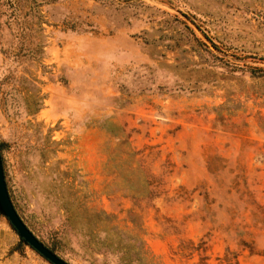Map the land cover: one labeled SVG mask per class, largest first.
Listing matches in <instances>:
<instances>
[{
	"label": "rangeland",
	"instance_id": "374dc122",
	"mask_svg": "<svg viewBox=\"0 0 264 264\" xmlns=\"http://www.w3.org/2000/svg\"><path fill=\"white\" fill-rule=\"evenodd\" d=\"M264 0H0V154L69 264H264ZM0 264H50L0 215Z\"/></svg>",
	"mask_w": 264,
	"mask_h": 264
},
{
	"label": "water",
	"instance_id": "95a60500",
	"mask_svg": "<svg viewBox=\"0 0 264 264\" xmlns=\"http://www.w3.org/2000/svg\"><path fill=\"white\" fill-rule=\"evenodd\" d=\"M0 215L4 217L16 232L22 243L33 249L50 264H69L46 247L24 224L9 196L6 185L2 158L0 154Z\"/></svg>",
	"mask_w": 264,
	"mask_h": 264
},
{
	"label": "trees",
	"instance_id": "16d2710c",
	"mask_svg": "<svg viewBox=\"0 0 264 264\" xmlns=\"http://www.w3.org/2000/svg\"><path fill=\"white\" fill-rule=\"evenodd\" d=\"M258 70H260V71H262L264 73V70L263 69H258ZM0 147H1V145H0Z\"/></svg>",
	"mask_w": 264,
	"mask_h": 264
}]
</instances>
